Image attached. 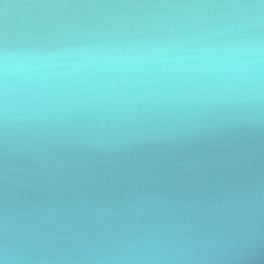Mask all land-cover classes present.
<instances>
[{
	"label": "water",
	"instance_id": "water-1",
	"mask_svg": "<svg viewBox=\"0 0 264 264\" xmlns=\"http://www.w3.org/2000/svg\"><path fill=\"white\" fill-rule=\"evenodd\" d=\"M264 264V0H0V261Z\"/></svg>",
	"mask_w": 264,
	"mask_h": 264
},
{
	"label": "clouds",
	"instance_id": "clouds-1",
	"mask_svg": "<svg viewBox=\"0 0 264 264\" xmlns=\"http://www.w3.org/2000/svg\"><path fill=\"white\" fill-rule=\"evenodd\" d=\"M0 264H6V261L4 260V261H0Z\"/></svg>",
	"mask_w": 264,
	"mask_h": 264
}]
</instances>
